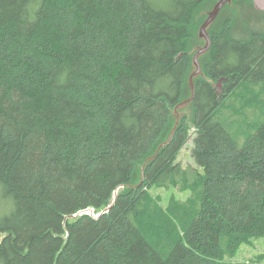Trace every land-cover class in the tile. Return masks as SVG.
I'll return each mask as SVG.
<instances>
[{"label":"trees","instance_id":"trees-1","mask_svg":"<svg viewBox=\"0 0 264 264\" xmlns=\"http://www.w3.org/2000/svg\"><path fill=\"white\" fill-rule=\"evenodd\" d=\"M218 1L0 0V264H230L264 238V27L220 11L174 113Z\"/></svg>","mask_w":264,"mask_h":264},{"label":"rangeland","instance_id":"rangeland-1","mask_svg":"<svg viewBox=\"0 0 264 264\" xmlns=\"http://www.w3.org/2000/svg\"><path fill=\"white\" fill-rule=\"evenodd\" d=\"M207 6H208L207 4L203 5L198 10L205 9ZM221 11H222L221 20L217 26L219 27L222 26V24L225 22V18L229 17L230 19L228 20L229 21L228 23L230 24V31L232 30L235 35H242L243 33L249 30L259 29L264 27V13H258L257 11H255L253 4L249 3V1L247 0H229L224 4ZM200 14L201 12L198 11L196 15L200 16ZM207 28L208 26L206 27V31ZM205 44H206V39L200 35L199 41L197 42L195 49H197L198 51L202 47H204ZM202 55L203 53L198 56L200 71L196 73L193 79L198 75H203L202 61H204L206 57ZM194 56L195 54H193V59ZM200 57H202V60ZM196 69H197L196 63H194L191 74L195 72ZM193 79L192 82H190L189 79L190 86L193 83ZM217 83L218 81H214V84ZM219 94L220 96L221 94H223V83L220 87ZM190 97L183 99L177 106L174 107V113L176 115L177 121H179L182 114L186 116L188 121L191 119L192 106L190 105L191 102L189 100ZM251 115H253V113ZM191 149H192V138H189L187 144L183 146V148L179 151L176 157V160L180 162L183 166L186 165L196 166V163L191 156ZM149 193L156 200V202H158L162 206H166L167 202L169 201V197L172 195L184 199L189 194V192L179 191L177 188L173 186H169L166 188L152 186L151 188H149ZM101 210L102 208L96 210L94 213H99ZM225 261L230 264H264V238H258V237L252 238L248 242L242 243L236 249L235 253L231 257L225 258Z\"/></svg>","mask_w":264,"mask_h":264},{"label":"water","instance_id":"water-1","mask_svg":"<svg viewBox=\"0 0 264 264\" xmlns=\"http://www.w3.org/2000/svg\"><path fill=\"white\" fill-rule=\"evenodd\" d=\"M229 0H219L216 4V6L214 7V9L212 10V12L209 14V16L207 17V19L204 21V23L201 25V28H200V35L203 36L205 39H206V44L204 47H202L200 50H198L196 53H195V56H194V63H196V66H197V69L195 72H193L189 79H190V82H192V79L193 77L196 75V73H198L200 71V65H199V62H198V56L202 53H204L205 51L208 50L209 46H210V43H211V40H210V37H209V34L207 33L206 31V27L215 19V17L219 14V12L221 11L222 7L224 6V4L226 2H228ZM253 1V4L254 6L256 7V9L260 10V11H264V0H252ZM227 78L226 77H221L219 80H218V83L217 84H214V87L216 89V92L217 94H219V91H220V87L223 83L224 80H226ZM192 86V95L191 97L189 98V100L191 101L194 97V83L191 84ZM108 210V207L105 209V211ZM91 213H93V211L91 210ZM76 215H70V216H67V218H72V217H75Z\"/></svg>","mask_w":264,"mask_h":264},{"label":"bare ground","instance_id":"bare-ground-1","mask_svg":"<svg viewBox=\"0 0 264 264\" xmlns=\"http://www.w3.org/2000/svg\"><path fill=\"white\" fill-rule=\"evenodd\" d=\"M66 221V220H65Z\"/></svg>","mask_w":264,"mask_h":264}]
</instances>
